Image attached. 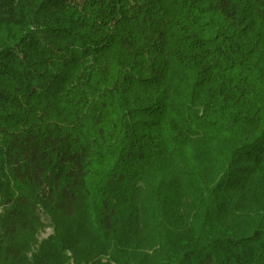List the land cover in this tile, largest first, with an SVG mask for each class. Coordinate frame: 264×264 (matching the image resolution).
Wrapping results in <instances>:
<instances>
[{"label": "trees", "instance_id": "trees-1", "mask_svg": "<svg viewBox=\"0 0 264 264\" xmlns=\"http://www.w3.org/2000/svg\"><path fill=\"white\" fill-rule=\"evenodd\" d=\"M0 264H264V0H0Z\"/></svg>", "mask_w": 264, "mask_h": 264}, {"label": "rangeland", "instance_id": "rangeland-1", "mask_svg": "<svg viewBox=\"0 0 264 264\" xmlns=\"http://www.w3.org/2000/svg\"><path fill=\"white\" fill-rule=\"evenodd\" d=\"M43 221L46 225H48V222L45 218H43ZM52 233H53V229L51 227H46L42 232H40L36 236V242L37 243L31 247V254L35 253L37 251L40 243L43 242L44 240H46L49 236H51ZM29 257H30V254H29Z\"/></svg>", "mask_w": 264, "mask_h": 264}]
</instances>
